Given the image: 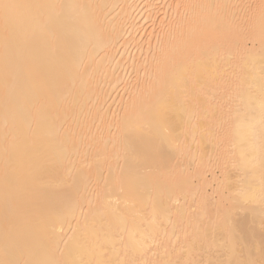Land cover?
<instances>
[{"label": "bare ground", "instance_id": "1", "mask_svg": "<svg viewBox=\"0 0 264 264\" xmlns=\"http://www.w3.org/2000/svg\"><path fill=\"white\" fill-rule=\"evenodd\" d=\"M263 222L264 0H0V264H255Z\"/></svg>", "mask_w": 264, "mask_h": 264}, {"label": "rangeland", "instance_id": "2", "mask_svg": "<svg viewBox=\"0 0 264 264\" xmlns=\"http://www.w3.org/2000/svg\"><path fill=\"white\" fill-rule=\"evenodd\" d=\"M263 225H264V222H263ZM248 226H249V223H248ZM257 230H258V234H260L261 237H264V229L257 228ZM254 242H255V239L250 240L251 248H253ZM256 252L257 250L253 249L252 259L254 260L255 264H264V258L258 256ZM243 264H245V260L243 261Z\"/></svg>", "mask_w": 264, "mask_h": 264}]
</instances>
